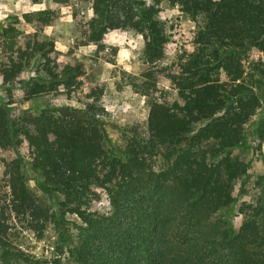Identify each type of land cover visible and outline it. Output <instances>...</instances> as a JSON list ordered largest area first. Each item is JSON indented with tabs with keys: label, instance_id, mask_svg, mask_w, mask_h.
Here are the masks:
<instances>
[{
	"label": "trees",
	"instance_id": "trees-1",
	"mask_svg": "<svg viewBox=\"0 0 264 264\" xmlns=\"http://www.w3.org/2000/svg\"><path fill=\"white\" fill-rule=\"evenodd\" d=\"M85 1L93 12L88 43L102 50L105 35L116 30L144 39L141 74H126L133 91L148 98L147 136L129 139L124 158L110 154L107 113L100 105L104 85L89 93L84 108L12 113L17 91L23 101L50 94L69 99L83 86L84 72L77 64L60 70L51 58L53 41L22 40L23 32L12 24L0 28V78L9 99L0 105V148L16 155L3 161L9 204L0 205V246H10L8 212L36 231L46 219L25 185L28 161L44 190L63 197L60 218L69 213L82 223L75 240L68 238L77 264H264V199L242 204L238 232L212 221L235 203L234 185L248 176V166L231 152L243 143L261 106L244 63L250 51L264 52V0ZM167 8H178L196 27V51L175 70L158 66L170 43L160 18ZM24 20L44 27L56 14L40 11ZM36 58L46 80L15 88ZM161 76L176 92L173 101L155 97ZM257 136L264 142V124ZM259 181L264 190V176ZM104 197L109 213L87 209Z\"/></svg>",
	"mask_w": 264,
	"mask_h": 264
},
{
	"label": "rangeland",
	"instance_id": "rangeland-1",
	"mask_svg": "<svg viewBox=\"0 0 264 264\" xmlns=\"http://www.w3.org/2000/svg\"><path fill=\"white\" fill-rule=\"evenodd\" d=\"M53 11L56 20L49 26L27 24L24 15L40 11ZM93 15L91 4L85 0H42L34 4L32 0H0V28L12 24L22 32V40L37 37L54 42L51 58L60 70L67 65L77 64L83 68V86L67 98L61 94H50L23 101L19 91L15 102L10 105L12 113H38L45 110H59L63 107L84 108L91 102L89 93L98 85H104L100 105L107 115L103 118L106 148L111 155L124 158L126 143L133 137L147 136L149 115L148 98L133 91L128 75L139 76L143 70L142 53L145 42L141 35L133 31H111L105 35L104 48L88 43L87 23ZM170 34L166 56L158 66L161 69L175 70L176 65L196 51L194 45L195 24L184 16L178 8H167L160 16ZM3 55L0 51V62ZM41 58L34 59L18 78V88L30 81H45L40 70ZM264 52L250 51L249 60L244 63L246 75L254 81L253 91L258 95L261 106L246 127L243 143L231 152L248 166V176L238 180L233 188L235 203L222 208L213 217V222H225L238 232L243 221L239 214L243 203L256 205L264 199V190L259 185L264 176V142L259 140L257 130L264 124ZM260 65V66H259ZM128 75H127V74ZM7 87L0 78V105L9 102ZM159 91L155 97L166 95L173 101L176 92L163 76L159 78ZM162 94V95H161ZM25 154V150H22ZM16 158L12 151L0 148V205L9 204V189L4 177V160ZM27 163L25 185L46 219L34 230L23 217L16 218L7 213L9 247L0 246V264H77L69 251L68 238L75 240L79 233L77 226L82 223L76 215L66 214L60 218V205L63 197L56 191L46 192L41 177L31 170ZM163 164L158 161V166ZM160 167V166H159ZM92 213H109L110 204L106 198L93 201L87 208ZM25 255L21 260V254Z\"/></svg>",
	"mask_w": 264,
	"mask_h": 264
}]
</instances>
